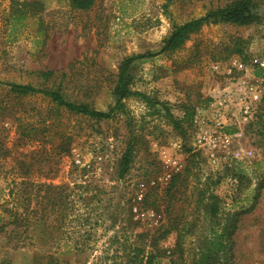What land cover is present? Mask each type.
<instances>
[{"label":"rangeland","instance_id":"rangeland-1","mask_svg":"<svg viewBox=\"0 0 264 264\" xmlns=\"http://www.w3.org/2000/svg\"><path fill=\"white\" fill-rule=\"evenodd\" d=\"M228 1L171 0L165 11L167 0H95L86 9L70 0H0V80L60 85L68 99L107 111L114 105L113 86L125 57L158 52L173 22L202 16ZM255 2L258 18L250 24L210 21L177 49L135 60L130 87L150 99L130 95L125 111L110 119L74 113L41 93H19L0 84V206L14 178L26 180L24 190L32 192L52 183L73 200L56 228L34 222L25 246H14V236L2 234L0 262L39 264L38 258L54 253L58 264H110L116 248L107 242L114 228L127 225L130 236L153 230L165 209L154 200L156 194L171 175L190 168L187 195L172 206L177 221L187 222V258L214 225L237 213L236 264H264V187H256L264 177L259 125L264 100L237 125L215 127L209 119L217 90L236 81L240 64L264 74V0ZM49 70L54 73L45 77ZM131 129L135 156L120 180L118 162ZM205 135L216 145L198 141ZM200 192L204 202L218 204L217 216L198 203ZM77 194L96 196L86 208ZM176 236L168 235L160 250L167 248V255L157 256L154 264H170ZM66 240L73 243L70 254L63 253L70 248Z\"/></svg>","mask_w":264,"mask_h":264},{"label":"trees","instance_id":"trees-1","mask_svg":"<svg viewBox=\"0 0 264 264\" xmlns=\"http://www.w3.org/2000/svg\"><path fill=\"white\" fill-rule=\"evenodd\" d=\"M170 2L171 0H167V2L164 3L165 11H167ZM70 3L72 6L79 9H86L92 7L95 0H70ZM256 5L255 0H231L224 5L210 8L202 16L191 18L182 23L173 22L172 29L158 52L132 54L122 60L116 76L115 85L113 86L114 105L107 111L98 110L85 101L75 102L68 99L60 85L53 84L50 87H43L8 80H0V84L9 86L19 93H41L49 97L50 100L55 102L58 106L65 107L67 110L74 113L94 117L97 120L110 119L114 117L116 112L125 111L124 99L126 97L130 95H139L146 100L150 99L147 94L141 91H135L130 87L132 78L130 68L135 60L153 56L160 52L177 49L192 32L197 31L203 24L210 21L250 24L258 18L257 14L253 11ZM53 73L54 71L52 70L43 72L45 77H49ZM256 73L262 75L260 70H257ZM179 122H175L177 127H180ZM259 125L260 128H262V136L264 137V122L261 120ZM132 132V129L129 130L128 140L118 162V178L120 180L125 178L134 160L136 139ZM61 151L67 152L68 150L65 148ZM62 154L64 153H61V155ZM190 170V168H187L184 172H177L171 175L166 186L161 192L156 194L154 200H160L162 203H165V209L162 210L163 213H161L159 225L153 228V230L133 232L132 238V236L128 234L127 225L114 228L116 229V234L110 237L107 242L109 248H116L110 264H154V260L157 256L164 253L167 255V248H165V251L163 250L164 252H160V250L164 248V243H166L165 241L171 233H175L177 236L174 247L169 249L171 255L170 264H236L234 234L238 228L237 213H234L233 216L228 218L223 224H217L218 226L214 225L209 230L208 235L205 236L197 246V250L194 249L195 251L192 253L193 256L187 258L191 254L187 255L185 241V234L188 233L186 228L187 222L181 220L183 219L181 217L179 221H177V216H173L175 210L172 206L175 200L184 201L187 191L189 190L187 175ZM10 184L11 188L8 193V198L6 202L0 206V237L4 233L12 234L16 239L14 240L15 242H13L14 246L22 247L27 244L26 238L30 237L28 232L34 222L43 224L52 229L56 228L54 223L57 219L67 218L68 210L71 208L70 203L73 202L71 198L72 195L59 191L57 185L52 183L48 185H46V183H41L42 186H48V188L43 192H32L24 190V188L28 186V182L22 178L12 179ZM256 187L258 190L264 187V177L258 181ZM94 196H96V194H77L76 197L88 208ZM205 199V193L200 192L198 203L203 204L204 210L206 213L210 214L212 218L217 216L219 212L218 204L214 203L210 206L207 202H204ZM143 201L147 203L146 198H144ZM108 211L113 215L114 212ZM181 211H183L181 208L176 210L177 214ZM81 216L84 218L85 214ZM166 217L168 219H166ZM85 220L86 219L81 220V225H86ZM20 233L21 237L19 238L18 235ZM83 240L84 242L82 244L86 245V239ZM66 241L65 245L70 248H68V250H63V253L70 254L73 243L68 240ZM57 247H59V245ZM119 249H122L124 253L118 255ZM38 263L58 264L59 258L56 257L54 253H49L41 256L40 259L38 258ZM0 264L7 263L0 262Z\"/></svg>","mask_w":264,"mask_h":264},{"label":"built area","instance_id":"built-area-1","mask_svg":"<svg viewBox=\"0 0 264 264\" xmlns=\"http://www.w3.org/2000/svg\"><path fill=\"white\" fill-rule=\"evenodd\" d=\"M240 65L241 74L236 81L222 90H217V97L212 104L214 111L209 117L215 127L237 125L238 120L252 117L264 98V76L258 75L255 70L249 71L243 67V64ZM261 65L264 68V61L261 62ZM229 72H233V69H230ZM234 134L237 135L238 133L235 132ZM204 140L208 144L216 145L215 139L211 136H199V142L203 143ZM239 154L240 152H238Z\"/></svg>","mask_w":264,"mask_h":264}]
</instances>
